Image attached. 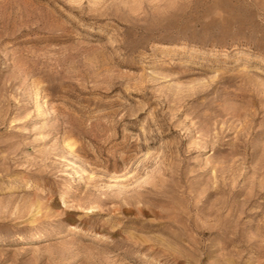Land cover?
<instances>
[{
  "label": "rangeland",
  "instance_id": "rangeland-1",
  "mask_svg": "<svg viewBox=\"0 0 264 264\" xmlns=\"http://www.w3.org/2000/svg\"><path fill=\"white\" fill-rule=\"evenodd\" d=\"M0 264H264V0H0Z\"/></svg>",
  "mask_w": 264,
  "mask_h": 264
}]
</instances>
